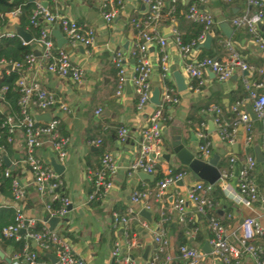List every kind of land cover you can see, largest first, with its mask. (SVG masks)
<instances>
[{
	"label": "crops",
	"instance_id": "crops-1",
	"mask_svg": "<svg viewBox=\"0 0 264 264\" xmlns=\"http://www.w3.org/2000/svg\"><path fill=\"white\" fill-rule=\"evenodd\" d=\"M103 1L50 0L47 4L54 14L86 25L94 29L96 33V41L92 48L71 49L64 37L65 44L58 48L60 39L58 41L53 36L57 28L48 29L55 49H61L68 54L71 63L82 70L83 79L76 84L70 80H61L44 70L39 71L36 77L41 87L54 95L57 104L50 110V117L56 116L59 121V134L67 138L64 148L65 159L62 163L58 162L56 153L47 145L37 152L38 158L44 164L51 167V161L55 160L63 167L61 175L56 172L55 174L63 182L60 194L66 196L71 203L65 217L59 219L53 232L65 239L83 264H115L111 252L116 243L120 245L121 254L129 256L133 264H185L178 253L181 246L199 249L203 253L200 264H221L210 255L206 247L210 237V232L206 228V218L196 212L195 206L187 203L183 215L184 222H181L179 214L173 209L178 194L185 197L194 183L202 181H194L190 171L182 167L173 156L171 132H180L181 144L196 158H198L197 152L200 145L197 134L202 133L211 145L212 155L209 159L213 156L218 157L219 172L229 169L231 159L234 160L236 172L244 164L247 156L253 157L257 165L252 175L258 194L264 196V162H257L256 150L262 154L257 139L253 137L250 147L245 148L243 130L242 127H238L236 143L228 145L218 139L214 127L213 130L209 127L212 122V115L209 112L211 106H218L222 110L224 119L227 113L236 114L232 112V108L237 106L238 114L235 117L237 118L240 113H247L246 108L252 109L254 103L252 95H256L255 98L264 96V52L258 49L247 30L232 25L234 19L250 16L255 13V9L247 5L245 0H208L206 4L199 5V8L207 12L213 20L208 34L211 42L208 48L197 49L198 45L187 57H182L173 43L171 29L175 28L182 38L191 33L195 24L187 19V10L181 11V18L178 20L173 19L174 25L170 21L167 22L174 2L165 0L159 30L162 38L166 40L165 52L168 57L169 74L165 79L162 78L159 67L161 57L159 47L155 44L148 45L146 59L151 68V95L155 90L161 92L160 104L159 106L151 104L150 97L149 103L142 110H138L137 97L130 78L135 66L132 53L136 45L141 44V40L131 21L143 19L147 10L138 0H123V7L119 9L116 17L110 23H106L101 17ZM177 1L187 6V9L190 5L199 4L198 0ZM5 19L6 25L0 29V40L9 35L19 38V33L24 32L19 28V17L9 13L5 15ZM226 26L228 29L224 28ZM260 31L264 32V28L261 27ZM29 44L33 54L34 52L40 54V47L32 37ZM230 49L236 52L253 71L247 74L237 72L227 82H219L211 73L206 72L203 74L201 86H198L197 82L185 72V66L199 58L226 60ZM116 53H121L124 58L123 65L127 76V82L120 96L115 94L117 71L111 63V58ZM36 58L39 63L41 61L40 65L43 68L40 55ZM174 74L182 78L186 87L184 91H177ZM196 85L197 90H190ZM239 87L250 90L251 94L241 101H236L238 95L236 92ZM166 90L172 91L178 100L177 104L162 100ZM59 104L67 106L70 113L58 110ZM98 110L100 114L96 115ZM156 111H160L163 118L159 122V127L163 133L164 148L155 158V172L151 175L142 172L130 174L128 166L137 156L141 132L150 126L151 117ZM194 112L203 120L195 130L189 126L188 122V117ZM121 127L128 130V137L124 142H119L117 139V133ZM96 140L101 141L99 146L91 144ZM14 141L16 148L14 147V153L9 160L13 166L16 163L21 164L22 175L18 182L25 193L23 214L26 219L45 222L43 205L31 184L32 176L22 164L24 150L21 131H15ZM233 146H237V149L233 150ZM104 153L111 154L114 159L116 171L112 186L103 198L89 202L87 198L94 190L86 175L88 172H96L100 169V160ZM168 171H187V173L181 181L168 186L163 194L156 198L159 183L156 179L159 176L164 179ZM228 182L232 189L236 188L235 173ZM134 191L145 192L149 196L145 201L133 206L136 217L125 230H122L121 226L114 225L113 216H123L126 208L132 206L130 196ZM222 195L224 202L214 203V209L209 214L216 212L219 214L215 217L225 226L230 243L234 242L231 236L238 232L239 226L245 219H256L264 228V205L259 202L250 207L237 205L226 199L223 193ZM211 198L213 200V196ZM7 205L11 207L12 202H7ZM147 207H149L148 210ZM144 214H148L149 217H144ZM160 221H164V230L169 243L166 252L171 261L168 263L164 255L160 256L157 262L153 261L156 255L153 236L156 223ZM45 225L49 230L48 224L45 223ZM129 242H133L134 245L129 247L127 245ZM259 243V240H256V244ZM29 246L37 253L44 252L46 256H53L51 249L42 250L33 242ZM12 257L10 248H0L1 261L8 264L5 260L11 262ZM241 264L252 263L249 257L244 255Z\"/></svg>",
	"mask_w": 264,
	"mask_h": 264
},
{
	"label": "built area",
	"instance_id": "built-area-1",
	"mask_svg": "<svg viewBox=\"0 0 264 264\" xmlns=\"http://www.w3.org/2000/svg\"><path fill=\"white\" fill-rule=\"evenodd\" d=\"M55 1V0H52ZM141 5L146 8V14L143 19L131 21V25L137 32L141 44L136 45L132 56L135 61L133 74L130 81L133 84L134 94L137 97V109L142 110L148 103L151 97V68L146 59L148 45H157L159 47L160 59L159 67L162 78L165 79L169 74L168 57L165 52L166 40L162 38L159 30V25L162 22V10L165 0H138ZM198 5H190L186 12V17L193 24L202 28L200 36L188 45H183L180 35L175 28L171 29L173 43L177 47L182 57H187L193 52L196 46L203 43L205 37L209 34L213 20L212 17L199 8V5H204L208 0H198ZM123 0H104L101 5V17L106 23H110L118 14L119 9L123 7ZM174 2V0H173ZM247 5L255 9V13L250 16H242L232 21V25L237 28L247 30L253 37L258 49L264 52V32L260 28H264V0H245ZM44 2H37L35 8L29 18V25L33 29L38 30V37L34 40L40 47V59L34 54L27 56L24 63H5L0 62V75L2 71L6 74L12 71H18L20 77L16 82V87L19 92L18 107L21 112L22 119L15 125H10L9 133L16 130L23 131L24 156L22 164L27 166V171L32 176V186L36 195L43 205L45 218L62 219L67 213V209L71 206L70 200L60 194L63 188V182L53 169L44 164L37 156V152L43 146H49L57 156L58 162L62 163L65 159L64 148L67 144V138L59 134V121L56 116H51L49 122L40 121L36 123L35 116L49 113L57 102L51 92L43 89L37 81V73L44 70L47 73L55 75L61 80H70L73 83L79 84L83 79L82 70L73 65L68 54L59 49H55L50 38L49 30L57 28L65 38L68 46L71 49L77 47L92 48L96 41L95 30L82 24H78L66 17L58 16L51 12ZM17 16L19 12L10 13ZM170 23L174 25V20ZM5 39L13 38L12 35L4 36ZM23 45H27L22 41ZM124 58L121 53H116L111 58V63L117 71L116 96H120L123 92L124 84L127 82V76L124 69ZM11 69L8 70L7 67ZM252 68L246 65L240 56L232 49L229 50V55L226 60L218 61L212 58H199L190 62L185 66V72L188 76L197 82L198 86L203 84V74L211 73L219 82L229 81L237 72H252ZM248 87L247 83H245ZM262 86V85H259ZM190 90L194 91L197 89ZM0 92V110L3 111V93ZM252 106L256 120L262 123V135L264 136V96L255 98ZM162 100L167 103L177 104L178 100L172 91L166 90L162 95ZM58 110L70 113L67 106L59 104ZM237 106L232 108V112L238 114ZM209 112L212 115V125L218 139L228 145L236 143L238 132L237 128L242 127L243 130V145L249 148L253 142V128L250 117L247 113H240L232 122L226 121L222 116V110L218 106H211ZM100 114V110L96 115ZM162 114L156 111L150 120V126L146 127L141 132V141L136 158L128 166L130 174L142 172L151 175L155 172V158L161 154L164 148L163 133L159 127V122L162 121ZM37 124V126H36ZM15 134V132H14ZM128 130L121 127L117 133L119 142L126 141ZM199 140H205L204 135L200 132L197 134ZM9 144H14V139H8ZM94 146L101 144L100 140L91 142ZM16 148V146L14 145ZM261 152L264 160V145L261 147ZM211 145L208 141H204L198 146V159L206 161L211 157ZM6 152L0 149V164L3 163V157ZM12 164V163H11ZM256 162L253 157L247 156L244 164L235 172L234 160H230V167L227 171L220 172L217 185L225 198L231 200L237 205L250 207L254 203L264 205V196H260L257 191V186L253 178L252 172L256 167ZM5 166V165H4ZM4 177H9V169L5 166ZM116 168L113 156L109 153H104L100 160V169L96 172H88L87 180L92 183L93 193L88 196L87 200H100L111 189L112 179ZM235 173L236 188L232 189L229 185V179ZM186 173H177L168 171L167 176L158 183V192L155 197H160L168 186L181 181ZM214 185H209L204 182L194 183L187 191L185 197L177 195L173 209L179 214L180 221L184 222V211L187 203L195 206L196 212L206 218L207 229L210 232V237L207 242L210 248V255L221 264H241V259L244 255L248 256L252 264H264V228L256 219H245L238 228V232L231 237L233 243L228 241L227 231L225 226L215 216L210 215L214 209V202L211 198ZM149 194L145 192L134 191L130 196L131 205L126 208L123 216L114 215L113 223L115 226H121L122 230L134 220L136 212L133 209L134 205L145 201ZM12 208L15 210L14 224L2 229L1 235L6 240L18 241L21 238L25 241L22 252L13 255L10 264H52L50 261H39L38 255L29 250V244L35 243L42 250H52V255L56 258V264H83L82 261L74 254L71 246L58 233L49 231L46 227V222L36 221L35 219H26L23 214V202L25 200L24 190L20 187L18 180L12 182ZM0 204L6 207V200L0 197ZM58 203L59 208L53 209L52 204ZM146 208V207H145ZM149 207H147V210ZM42 226L39 232H29L37 223ZM26 223V224H25ZM24 231V235H20ZM126 236V234H124ZM259 240V244H256ZM153 241L156 245V255L153 261L157 262L160 256H165L166 263L171 261L166 249L169 246L167 235L164 230V221L156 223ZM129 247L134 245L133 242L127 243ZM181 260L185 264H200L203 258V253L196 248L181 246L178 250ZM111 257L115 264H133L129 256L123 255L120 252V245L116 243Z\"/></svg>",
	"mask_w": 264,
	"mask_h": 264
},
{
	"label": "trees",
	"instance_id": "trees-1",
	"mask_svg": "<svg viewBox=\"0 0 264 264\" xmlns=\"http://www.w3.org/2000/svg\"><path fill=\"white\" fill-rule=\"evenodd\" d=\"M37 2H44L49 4L50 0H0V29H2L6 25L5 15L18 11L20 30L27 32L35 40L38 37V30L33 29L29 25V18ZM185 10H187V6H184L179 1L175 0L170 10V15L167 22H169L171 18L174 20H178L179 18H181V11ZM193 27L194 28L191 30V33L189 35L181 38L183 45L190 44L200 36L202 28L198 25H196V27L194 25ZM31 54H33L31 45H23L22 41L17 36H14L11 39L0 40V62L11 64L24 63L25 58ZM19 77L20 73L18 71H12L9 72V74H6L5 71H2L0 75V92L3 89L5 90L2 100L4 109L3 111L0 110V149L4 150L9 158L14 153V145L16 146L15 143L12 145L7 142L8 139H14L15 136V131L13 132V134L9 133L10 125H15L22 119L21 112L18 107L19 92L15 85ZM192 89H198V86H192ZM236 93L238 95L235 100L241 101L248 97L251 94V91L244 90L243 88L239 87ZM195 113L196 112L188 117L189 126L194 130L203 122V120L199 116H196ZM235 117L236 114H225V120L228 122H232ZM251 125L253 128V137L257 139V144L262 147L264 145L262 123L259 120H255L251 122ZM21 133L23 136V131ZM204 141L206 140H200V144H202ZM23 166L27 168L26 165L23 164ZM5 170L6 168L4 164H0V197L7 202H13L12 182L21 178V164L16 163L14 165V170L9 171V177L7 178L4 177ZM177 173H187V171H178ZM162 179V176H159L157 177L156 182H160L162 181ZM212 196L214 203L224 202L221 190L217 185H214L213 187L211 197ZM51 206L53 209L59 208L58 203H53ZM210 215H216L218 217L219 214H217L216 212L215 214H209V216ZM14 220L15 210L11 207H6L0 204V248L8 247L12 250L13 255H16L22 252L23 246L25 244L23 238L18 241L6 240L1 235L2 229L7 226L13 225ZM41 230L42 226L40 224H37L33 229H29V232H39ZM29 250L37 253L30 246ZM37 255L39 261H49L44 252L37 253ZM0 264L5 263L0 260Z\"/></svg>",
	"mask_w": 264,
	"mask_h": 264
},
{
	"label": "water",
	"instance_id": "water-1",
	"mask_svg": "<svg viewBox=\"0 0 264 264\" xmlns=\"http://www.w3.org/2000/svg\"><path fill=\"white\" fill-rule=\"evenodd\" d=\"M43 5L46 6V3H43ZM224 28L228 29L227 26ZM230 31H232L231 28H230ZM53 36L58 41L60 39V42H59L60 45H58V48H61L63 46V44H65V40L63 38V35L59 31V29H56L55 34H53ZM19 38L25 44H29L31 42V37L25 32H20ZM210 42H211V37L209 35H207L205 37L203 43L200 44L197 47V49L208 48ZM34 55L36 57H39L40 54L38 52H34ZM7 69L10 70L11 67L8 66ZM245 74H247V72H245ZM173 77L175 80L177 91L178 92L184 91L186 89V87L184 86L182 78L178 74H174ZM160 93L161 92H159L158 90H155L152 93L151 100H150L151 104H153L155 106H159V104H160L159 103ZM246 111H247V114L249 115L250 119L252 121H255L256 117H255L254 113L252 112V109L246 108ZM50 120H51V117H50L49 113H44V114L35 116L36 123H38L40 121L49 122ZM36 126H37V124H36ZM209 127L211 130H213V125L211 123H210ZM171 134H172L171 151H172V154L175 157V159L178 161V163L182 167H185L190 171V175L194 181H202V182L209 184V185H215L217 183V181L219 180V177H220V172L217 168L218 157L213 156L208 161H202V160L196 158L194 154H192L191 152H189L188 150H186L183 147V145L181 144V141H180V132L179 131H172ZM232 148H233V150H235V149H237V146H233ZM256 152H257V162L258 163L264 162L262 154L259 153L257 150H256ZM3 163L10 171L14 170V166L11 164L10 160L6 156L3 157ZM50 165L53 168L54 172H56L58 175H61V173L63 171V167L61 165L57 164L55 162V160H52ZM143 216L146 218L149 217L148 214H144ZM45 222L49 226V231H53L55 225L59 222V219L58 218H50V219H46ZM20 235H24V231H21ZM206 247L208 248V251L210 253V248H209L208 244H206ZM46 257L52 264H56L57 260L54 256L48 255ZM5 261L8 264H10L9 260H5Z\"/></svg>",
	"mask_w": 264,
	"mask_h": 264
}]
</instances>
